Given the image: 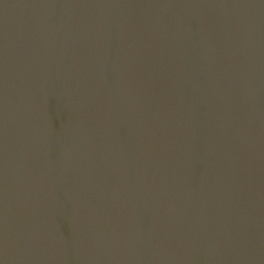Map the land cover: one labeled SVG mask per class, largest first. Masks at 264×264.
Returning <instances> with one entry per match:
<instances>
[{
    "label": "water",
    "instance_id": "obj_1",
    "mask_svg": "<svg viewBox=\"0 0 264 264\" xmlns=\"http://www.w3.org/2000/svg\"><path fill=\"white\" fill-rule=\"evenodd\" d=\"M0 264H264V0H0Z\"/></svg>",
    "mask_w": 264,
    "mask_h": 264
}]
</instances>
